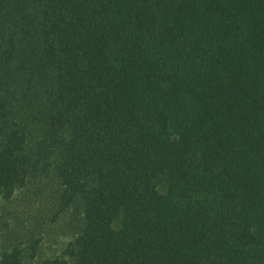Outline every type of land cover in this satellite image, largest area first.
<instances>
[{
	"label": "trees",
	"instance_id": "1",
	"mask_svg": "<svg viewBox=\"0 0 264 264\" xmlns=\"http://www.w3.org/2000/svg\"><path fill=\"white\" fill-rule=\"evenodd\" d=\"M0 264H264V0H0Z\"/></svg>",
	"mask_w": 264,
	"mask_h": 264
}]
</instances>
